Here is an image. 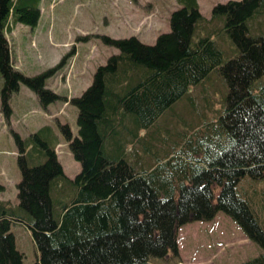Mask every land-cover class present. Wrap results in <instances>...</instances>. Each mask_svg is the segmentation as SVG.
<instances>
[{"label":"trees","instance_id":"1","mask_svg":"<svg viewBox=\"0 0 264 264\" xmlns=\"http://www.w3.org/2000/svg\"><path fill=\"white\" fill-rule=\"evenodd\" d=\"M176 1L170 31L159 34L154 44L136 36H99L118 52L97 66L80 95L70 98L78 107V133L69 123H59L81 163L73 178L58 158L51 125L27 137L12 131L22 175L18 203L0 200V264H23L11 230L14 220L32 230L39 252L34 264H149L152 257L179 255L181 225L210 220L220 210L262 248L238 264H264V228L237 188L246 175L264 178V31L253 28L262 23L264 0L221 2L210 18L198 0ZM40 2L0 0L1 97L7 116L20 83L44 107L59 99L47 80L76 52L73 46L57 65L34 75L14 66L7 29L11 21L35 27ZM213 19L217 23H210ZM208 23L229 33L239 50L236 55L224 59L229 47L222 46L227 45L222 38L221 44L209 35L195 38ZM218 67L228 84L220 115L190 124L176 138L157 140L159 149L153 151L144 139L146 130ZM169 143L172 148L161 155ZM55 193L62 197L57 203Z\"/></svg>","mask_w":264,"mask_h":264},{"label":"rangeland","instance_id":"2","mask_svg":"<svg viewBox=\"0 0 264 264\" xmlns=\"http://www.w3.org/2000/svg\"><path fill=\"white\" fill-rule=\"evenodd\" d=\"M198 1L201 12L210 18L214 5L228 0ZM39 6L41 16L35 28L11 21L10 29H7L14 66L28 75L37 74L57 65L73 46L82 59L74 54L69 56L62 67L48 78L47 87L58 93L60 98L47 107L42 106L32 89L20 83L19 89L11 96L12 112L9 116L2 106L3 80L0 74V185L4 187L0 188V200H6L14 206L18 203L17 183L22 174L18 165L19 146L12 131L27 137L45 124L51 125L57 136L58 158L65 174L73 178L81 171V163L75 159L59 123H69L73 133H78V107L70 103V98L80 95L89 86L86 82L92 80L97 66L104 64L109 55L118 52V49L106 45L99 36H136L145 43L154 44L160 33L170 31V15L177 7V1L41 0ZM260 18L262 23L253 25L255 32L260 29L264 31V16ZM210 23H217V20L213 19ZM210 23L204 30L197 31L195 38L209 35L219 43V38H222L227 44L222 46L226 49L229 47L224 59L236 55L239 50L231 41L229 33L221 28L222 25L217 27ZM84 36L90 38L86 41L78 39ZM193 88L190 94L169 108L156 125L146 130L144 139L148 145L153 144V151L159 149L155 145L157 140L170 136L176 138L178 131L183 132L190 124L197 126L204 120L215 119L227 105L228 84L219 67ZM124 131L121 129L119 134ZM176 140L178 144L181 142L179 138ZM158 146L163 145L159 143ZM128 147L132 153L134 145ZM171 148L172 144L169 143L161 155ZM137 150L143 155L146 152L140 145ZM149 162L154 163L155 158L150 157ZM237 188L239 195L250 203L264 227V178L254 180L245 176ZM60 198L57 193L54 194L55 203ZM181 228L185 254L180 259L184 264H236L262 251L256 242L245 241V233L240 225L223 211H218L210 221L194 220ZM11 230L18 249L23 252V264H34L39 252L31 228L24 222L14 220ZM177 259L174 255L167 259L152 257L149 264H175Z\"/></svg>","mask_w":264,"mask_h":264},{"label":"crops","instance_id":"3","mask_svg":"<svg viewBox=\"0 0 264 264\" xmlns=\"http://www.w3.org/2000/svg\"><path fill=\"white\" fill-rule=\"evenodd\" d=\"M89 84V79L87 80V82H86V85H88ZM84 88H85V86H84ZM182 227V226H181ZM180 227V228H181ZM180 228H179V233H178V245H179V251H180V255H184V250L182 249V245H181V237H180ZM167 259V258H166ZM164 261V260H163ZM150 262H151V260H150ZM149 262V263H150ZM175 264H178V262H176Z\"/></svg>","mask_w":264,"mask_h":264},{"label":"bare ground","instance_id":"4","mask_svg":"<svg viewBox=\"0 0 264 264\" xmlns=\"http://www.w3.org/2000/svg\"><path fill=\"white\" fill-rule=\"evenodd\" d=\"M6 201V200H5Z\"/></svg>","mask_w":264,"mask_h":264}]
</instances>
